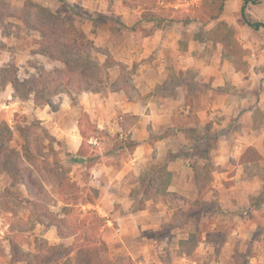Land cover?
<instances>
[{
  "label": "rangeland",
  "instance_id": "374dc122",
  "mask_svg": "<svg viewBox=\"0 0 264 264\" xmlns=\"http://www.w3.org/2000/svg\"><path fill=\"white\" fill-rule=\"evenodd\" d=\"M175 1L123 0V5L122 0H0V124L5 123L13 132L10 145L23 158L26 173L36 180L41 189V197L33 200L23 185L12 184L5 173H0V197L5 198L10 210L5 212L0 208V264H12V250L36 254L43 249L44 243L69 247L77 242L96 243L99 240L107 245L104 257L120 264H171L167 253L169 245L165 241L167 228L162 227L158 234L143 224L144 229L133 237L127 227L123 242L118 238L120 225L111 216L119 212L117 205L108 213L105 202L100 203L99 189L92 182V169L102 162L118 165L119 159L131 152L132 145L125 132L122 135L120 131L111 133L97 126L99 119L88 113V94H98L95 102L101 103L107 93L131 85V72L114 59L115 48L111 45L112 38H108L109 33L116 35L125 26L118 18L120 12L129 13L126 23L132 29L137 24L135 18L142 14L146 22L154 16V19L162 18L166 25L183 22L201 26L197 13L201 4L189 8L161 4H173ZM263 8L254 7L253 12L264 20ZM236 11L235 7H227L223 19L204 25L213 27L212 33L201 36L218 40L224 46L223 58L238 70L245 73L252 71L260 77L264 75V31L255 32L245 27ZM69 25L81 28L92 45L73 50H59L49 45L43 35H60L68 30ZM105 42L108 45L102 46ZM46 51L49 53H44ZM74 59L78 61L83 75L76 73L71 78L77 83L88 82V85H82L84 91L79 94L72 92L73 101L62 91L51 97V106L37 108L32 97L21 100L14 96L9 84L13 78L22 81L41 70L61 68L63 64L59 60ZM92 63L98 66L96 70H93ZM92 79L99 84L90 85ZM121 119H115L119 126ZM109 121L112 122L111 119ZM82 142L86 144L87 158L74 160L72 148ZM205 150L200 148L199 152L205 154ZM197 152L193 150V155ZM207 168L206 174L210 166ZM167 181L161 167L140 173L138 184L128 195L132 201L130 211L138 214L140 222L145 223L149 217L138 211L146 208L148 200L160 198L161 187ZM228 185L229 179H222L221 186ZM91 201L94 205L88 203ZM216 202V199H209L206 204H199L188 211L174 212L177 220L193 224L201 223L202 219L205 224L215 220L221 223L220 228L211 231L208 225L191 228L192 237L185 244H180L187 253H191L197 245L193 240L201 242L203 236L216 256L203 260L201 264H222L220 250L233 229L232 216L217 209ZM262 203L263 193L253 199L255 206ZM98 204L100 208L96 207ZM90 210L97 212L103 220L102 226L97 228L93 215L88 217ZM125 213L120 211L121 215ZM52 218L55 222L60 218L72 225L74 235L58 241ZM260 229L255 233L257 238L261 232L264 233V227L262 231ZM246 257L242 253L235 260L236 264H247L249 260ZM58 264H63V260L60 259Z\"/></svg>",
  "mask_w": 264,
  "mask_h": 264
},
{
  "label": "crops",
  "instance_id": "0c3cea01",
  "mask_svg": "<svg viewBox=\"0 0 264 264\" xmlns=\"http://www.w3.org/2000/svg\"><path fill=\"white\" fill-rule=\"evenodd\" d=\"M229 6L235 7L241 21L242 0H228L218 21ZM257 6L264 7V3L249 5L247 11L264 21L253 12ZM142 15L135 18L137 24L132 29L126 23L129 13L120 12L124 28L116 35L108 34L115 48V54L111 51L114 59L131 72V85L107 93L101 103L95 102L98 94H88V113L99 119L97 126L111 133L125 132L132 145L118 165L102 162L92 169L100 203L105 202L108 213L117 205L119 212L111 216L120 225L118 238L123 242L127 227L133 237L143 226L158 234L165 227L171 264H201L216 256L203 236L201 242L193 240L197 245L191 253L180 244L192 237L191 228L208 225L211 231L221 223L205 224L202 219L193 224L177 220L174 212L216 199L217 209L229 212L233 223L220 250L222 264H236L242 253L247 264H264V233L255 237L264 227V203L253 204L255 197L264 194V75L245 73L224 59V46L201 36H208L213 27L183 22L166 25L158 17L146 22ZM117 117L122 118L120 126L115 123ZM80 146L72 148L73 155ZM200 148L206 149L205 154ZM249 148L258 160H242ZM193 150L198 152L193 155ZM157 167L168 181L161 187L160 198L148 200L146 208L138 211L149 217L142 223L138 214L130 211L128 195L138 184L140 173ZM226 178L229 185L222 187ZM96 207L100 208L99 204ZM121 210L126 213L121 215Z\"/></svg>",
  "mask_w": 264,
  "mask_h": 264
},
{
  "label": "trees",
  "instance_id": "16d2710c",
  "mask_svg": "<svg viewBox=\"0 0 264 264\" xmlns=\"http://www.w3.org/2000/svg\"><path fill=\"white\" fill-rule=\"evenodd\" d=\"M228 0H202L201 5L197 8L199 19L202 24H208L217 21L224 11L225 3ZM264 3V0H242V6L240 8L241 21L253 31L264 30V21L254 18L247 11L249 5L256 6ZM150 19H154V16ZM48 39L49 45L57 47L59 50H73L77 47H86L91 44V41L87 38L86 34L79 27L72 25L68 26V30L63 33L53 35L44 34ZM61 48V49H60ZM48 54L49 52H44ZM51 55V54H50ZM53 57V56H52ZM89 58L88 53L86 55ZM63 66L53 70H41L35 76H30L25 80H18L13 78L9 81L12 86L13 94L15 97L21 100H26L32 97L35 107L42 108L46 105L51 106V97L58 93L65 91L70 98L72 92L76 91V94L84 91L82 85H88V82H75L71 75L80 73L79 63L76 59L73 61L59 60ZM93 70H96L98 66L92 63ZM100 70V69H99ZM95 79H92L90 85L98 83ZM99 84V83H98ZM78 87V88H77ZM73 101L74 99L71 98ZM12 131L5 124H0V173H5L11 180L12 184L20 183L24 186L26 193L33 200L41 197V189L37 185L36 180L28 173L23 162V158L19 153L10 145ZM86 144L82 142L78 151L72 155L74 160H84L87 158ZM259 156L254 154L253 149L249 148L242 160L255 161ZM31 203V202H30ZM94 205V201L88 202ZM0 208L5 212H9L7 208V201L2 196L0 197ZM89 215H93L94 224L96 227L102 226L103 220L98 216L94 210L88 211ZM54 217V216H53ZM55 218V217H54ZM55 220V219H54ZM52 218L53 226L56 228L57 234L61 239L68 238L74 235L75 229H72V225L66 223L65 220L57 219L55 222ZM72 253L74 257L71 258ZM107 254V245L104 241L87 243H76L73 246L64 247L61 245H47L44 243L43 249L39 250L36 254L28 252H11V262L16 264L18 262H25L27 264H58L60 259L63 260V264H120L118 261H112L105 258Z\"/></svg>",
  "mask_w": 264,
  "mask_h": 264
},
{
  "label": "built area",
  "instance_id": "2783aa9c",
  "mask_svg": "<svg viewBox=\"0 0 264 264\" xmlns=\"http://www.w3.org/2000/svg\"><path fill=\"white\" fill-rule=\"evenodd\" d=\"M161 4L165 7H198L201 4V0H176L173 4H164L161 2Z\"/></svg>",
  "mask_w": 264,
  "mask_h": 264
}]
</instances>
